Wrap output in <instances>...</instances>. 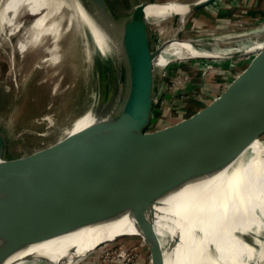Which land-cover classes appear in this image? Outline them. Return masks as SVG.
<instances>
[{
    "label": "water",
    "instance_id": "obj_1",
    "mask_svg": "<svg viewBox=\"0 0 264 264\" xmlns=\"http://www.w3.org/2000/svg\"><path fill=\"white\" fill-rule=\"evenodd\" d=\"M153 1L83 0L106 27L110 57L118 65L119 91L110 85L109 118L22 167L20 157L8 158V134L0 127V176H9L0 185V257L76 232L97 234L129 220L136 230L149 232L140 235L150 243L154 264H161L156 224L167 203L241 160L245 149L237 145L209 155L264 112V59L253 61L225 93L193 117L153 129L156 64L163 50L147 14ZM263 130L264 125L258 132ZM115 180L125 187L119 204L106 189L89 194Z\"/></svg>",
    "mask_w": 264,
    "mask_h": 264
},
{
    "label": "bare ground",
    "instance_id": "obj_2",
    "mask_svg": "<svg viewBox=\"0 0 264 264\" xmlns=\"http://www.w3.org/2000/svg\"><path fill=\"white\" fill-rule=\"evenodd\" d=\"M202 1L206 0H154L148 7L153 31L162 35L159 45L163 50L157 58V73L171 59L225 57L239 52H259L258 63L264 59V25L236 35L229 41L232 47L227 50L218 40L211 46L172 33L164 37L162 21L178 15L180 22L185 23L188 15L196 11L192 9L193 5ZM65 8L71 13L67 15ZM75 29L84 36L83 42L80 39L83 47L78 45L77 50L78 53L82 51L83 62L85 67L88 66V78L93 80L92 86L79 98L70 125L61 132L55 133L59 117L53 110L54 100L44 114L33 120L37 128H41L39 135L49 137L55 134L56 137L35 150L23 151L20 167L86 133L113 114L111 86L105 103L99 106L102 89L101 66L97 59L100 56L108 62L112 43L101 19L87 8L83 0H0V48L6 44L12 49L5 54L7 61L5 72L0 70V85L7 86L15 95L24 90L28 77L23 76V69L18 72L19 63L31 48L40 52L28 76L33 77V81L38 75L45 76L48 82L43 86L56 94L65 70L62 49L67 36ZM33 102L31 99V104ZM32 117L33 114L27 120ZM263 125L264 112L217 144L209 159L237 145L245 149L241 160L186 188L164 207L156 224L161 264H264V130L258 132ZM29 129H32L31 124ZM8 179V175L0 176V185ZM101 188L109 191L113 203L122 202L125 188L122 180L107 182L89 194ZM133 233L149 234L136 230L129 220H125L97 234L81 231L24 247L14 254L0 257V264H77L96 248L97 243Z\"/></svg>",
    "mask_w": 264,
    "mask_h": 264
},
{
    "label": "rangeland",
    "instance_id": "obj_3",
    "mask_svg": "<svg viewBox=\"0 0 264 264\" xmlns=\"http://www.w3.org/2000/svg\"><path fill=\"white\" fill-rule=\"evenodd\" d=\"M65 12L68 15L71 10L65 8ZM160 25L165 33L164 37L177 34L180 38L196 39L197 42H201L200 45L211 46L218 40L220 46L222 44L221 47L227 50L232 47L229 41L234 40L236 35L244 30L264 25V0H212L190 13L185 23L180 22L178 15H173ZM151 27L153 29L152 24ZM153 33L156 35V42L160 44L162 35L156 31ZM83 37V34L75 29L66 38V45L62 49L64 77L62 76L61 86L56 94L51 92V88L43 86L48 82L45 76L38 75L36 81L28 76L39 58L40 51L37 48H31L19 63L18 72L23 69V76L28 77L24 90L15 95L7 86L0 85V127L8 132L9 159L16 160L23 151L35 150L56 137L55 134L49 137L39 135L41 128H37L33 123L35 118L46 112L52 100L53 110L55 109L59 117L54 127L55 133L70 125L75 105L81 100L79 98L86 89L90 91L93 82L88 78L90 77L87 73L88 66L85 67L82 51L78 53L77 50ZM10 49L6 44L0 48V70L3 72L7 61L5 54ZM245 53L239 52L225 57L197 56L184 60L171 59L158 73V95L152 128L167 127L188 120L218 99L253 61L259 59V52ZM108 58L106 62L97 56L102 68L100 79L102 94L99 100V104L102 105L106 101L111 84L114 83L116 90L119 91L118 65L114 63L112 57ZM30 98L34 100L33 104ZM32 114L33 119L27 120ZM152 252L150 243L141 235L133 233L115 239H105L77 264H150Z\"/></svg>",
    "mask_w": 264,
    "mask_h": 264
}]
</instances>
